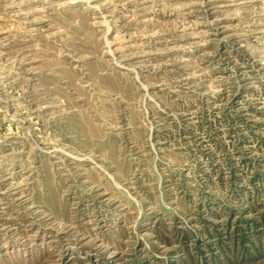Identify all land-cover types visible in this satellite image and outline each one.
Listing matches in <instances>:
<instances>
[{
  "label": "rangeland",
  "instance_id": "rangeland-1",
  "mask_svg": "<svg viewBox=\"0 0 264 264\" xmlns=\"http://www.w3.org/2000/svg\"><path fill=\"white\" fill-rule=\"evenodd\" d=\"M0 264H264V0H0Z\"/></svg>",
  "mask_w": 264,
  "mask_h": 264
}]
</instances>
